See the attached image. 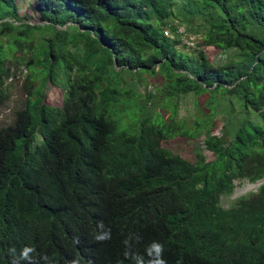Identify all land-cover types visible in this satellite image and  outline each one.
<instances>
[{
	"label": "trees",
	"instance_id": "1",
	"mask_svg": "<svg viewBox=\"0 0 264 264\" xmlns=\"http://www.w3.org/2000/svg\"><path fill=\"white\" fill-rule=\"evenodd\" d=\"M33 2L39 20L0 0V107L7 61L30 72L26 108L0 129V264H13L12 247L53 264H118L129 233L141 254L162 243L167 264H264V183L231 199L236 182L264 181V0L188 6L189 17L215 13L196 54L178 49L179 0ZM49 26L37 51L29 36ZM49 84L61 106L46 102ZM179 138L192 159L170 148Z\"/></svg>",
	"mask_w": 264,
	"mask_h": 264
},
{
	"label": "rangeland",
	"instance_id": "2",
	"mask_svg": "<svg viewBox=\"0 0 264 264\" xmlns=\"http://www.w3.org/2000/svg\"><path fill=\"white\" fill-rule=\"evenodd\" d=\"M179 0L177 2V7H175L173 15V21L176 25H178L179 30H182L183 33H187V38L184 37L183 44L178 45V49L180 51H185L189 53L197 52V49L201 42V37L203 33L206 31L205 28L209 25V21L213 18L215 19V13L210 11H206L205 13L194 12L192 16H188L184 14V10L192 5L197 6L198 0ZM37 4L35 2L31 3V0H20V8H21V18L24 16H32L36 18V20L40 19V14L36 11ZM192 19L196 23L197 27L202 28V32L193 33L192 30H195L193 27ZM8 20V19H7ZM190 22L191 24H188ZM32 24H35L31 22ZM37 25L44 26L42 21L36 23ZM72 23H68L71 25ZM188 27H192L191 31H188ZM65 28V27H64ZM54 32V27H42L40 29L34 30L29 36V43L33 44L34 47L39 51L43 45L45 46L49 39L52 38ZM25 38V36H23ZM216 50H208L207 55L214 62L218 58ZM17 54H20L18 52ZM16 59H11L7 61V65L13 68V77L9 80H5L3 88L5 89V93L8 95V99L5 103L0 107V129L5 128L11 125H14L17 117V113L20 110L26 108L28 96L25 92V84L27 81V77L30 72L29 69L23 65H18ZM46 102L52 104L54 106H61L63 103V92L60 86H54L49 84L46 90ZM184 106V104L182 105ZM183 108V107H182ZM185 111H182L183 115ZM226 116L224 114H219L216 117V125L214 127L213 132L216 134H221L225 131L224 123ZM170 119V118H169ZM193 142L187 139L179 138L173 140L169 146L175 152H180L184 154L183 156H188V159H192L191 154V146ZM264 183L258 182L257 184H250L247 181L244 182H236V189L231 197V199H236L242 195H246L251 192H256L259 186ZM226 206H228V202H224Z\"/></svg>",
	"mask_w": 264,
	"mask_h": 264
},
{
	"label": "clouds",
	"instance_id": "3",
	"mask_svg": "<svg viewBox=\"0 0 264 264\" xmlns=\"http://www.w3.org/2000/svg\"><path fill=\"white\" fill-rule=\"evenodd\" d=\"M98 231L94 239L98 243H104L112 239L111 229L104 230L103 223L98 224ZM143 237L140 233H129L127 237L122 241L124 245V260L130 261L131 264H167L164 258V245L159 241H152L141 254L137 248L142 243ZM74 244L79 243V238L75 237L73 239ZM9 256L13 258V264H21V261H26L27 264H53V259L48 255H41L37 253L34 247H25L20 251L19 256L16 255L15 247L9 248L7 250ZM39 257V258H38ZM124 260L119 261L118 264H124ZM68 264H81V258L77 256L76 258L68 261ZM91 264V262H89Z\"/></svg>",
	"mask_w": 264,
	"mask_h": 264
},
{
	"label": "bare ground",
	"instance_id": "4",
	"mask_svg": "<svg viewBox=\"0 0 264 264\" xmlns=\"http://www.w3.org/2000/svg\"><path fill=\"white\" fill-rule=\"evenodd\" d=\"M166 32H168V34L166 33ZM166 32H165V34L166 35H170V32L168 31V30H166ZM178 34H183V32H182V30H179V28H178V32H177ZM257 184V183H256ZM260 187V186H259ZM258 190V189H257Z\"/></svg>",
	"mask_w": 264,
	"mask_h": 264
},
{
	"label": "built area",
	"instance_id": "5",
	"mask_svg": "<svg viewBox=\"0 0 264 264\" xmlns=\"http://www.w3.org/2000/svg\"><path fill=\"white\" fill-rule=\"evenodd\" d=\"M168 34V32H166Z\"/></svg>",
	"mask_w": 264,
	"mask_h": 264
}]
</instances>
